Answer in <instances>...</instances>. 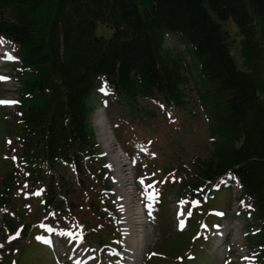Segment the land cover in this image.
Listing matches in <instances>:
<instances>
[{
  "label": "trees",
  "instance_id": "trees-1",
  "mask_svg": "<svg viewBox=\"0 0 264 264\" xmlns=\"http://www.w3.org/2000/svg\"><path fill=\"white\" fill-rule=\"evenodd\" d=\"M149 1L141 13L139 0H0V36L16 47L12 73L21 84L19 103L5 119L4 225L29 230L16 199L23 189H42V213H52L60 231H74L77 206L65 204L75 192L72 180L83 197L109 189L90 121L97 86L145 116L150 112L141 100L185 110L196 95L208 114L213 149L181 170L182 189L196 196L222 174L236 178L262 226L251 243L260 247L256 264H264V0ZM208 8L220 20L234 19L247 70L237 67L229 48L234 39ZM97 22L112 29L109 37L96 34ZM170 33L188 45L195 87L185 53L166 43ZM62 168L75 177L66 178ZM84 204L96 210L94 202Z\"/></svg>",
  "mask_w": 264,
  "mask_h": 264
},
{
  "label": "rangeland",
  "instance_id": "rangeland-1",
  "mask_svg": "<svg viewBox=\"0 0 264 264\" xmlns=\"http://www.w3.org/2000/svg\"><path fill=\"white\" fill-rule=\"evenodd\" d=\"M138 3L141 13H143L144 9L150 7L149 0H139ZM208 11L211 13L212 17L221 24V27L228 31L229 36L235 39V41L229 45L230 53L237 67L241 70H247V66L245 65L244 58L242 57L240 51V40L242 39V35L240 34L239 28L236 25L234 19L230 17L226 20H220L216 16V14L212 12V10L208 8ZM111 32L112 30L107 25L98 23L96 26V33L98 35L103 34L108 37L110 36ZM177 44L179 48H183V44ZM3 70L8 72L10 71V67L8 65H5L3 67ZM189 76L191 80V86H197L199 78L195 71V67L192 65H190ZM13 87L15 88V86L11 85L10 82H6L2 85L0 84V97H16V91H14V89H11ZM89 103L93 106H95L96 103L98 104L92 115V126L95 131V137L96 139H98L96 135V125L93 118L95 112L100 109L103 110V108L100 107L101 104H99L97 96L93 93L89 98ZM150 106L155 110L156 117L152 122H148L145 119L146 125L139 124V122L137 121L139 117H143V114L141 112L137 115V110L135 108L129 109V114H122L120 116V108L113 104L112 107L110 105L107 107L108 110H106L105 113L110 129L112 127L114 134L117 136H114L115 139L128 154V156L130 157L129 160L131 161L130 164L126 165L128 169L124 171L127 172L124 177H127V182H129L126 187H129L131 193L135 194V198H133L131 205H133V208H137V211L139 212V216L137 215L138 220L134 223L135 232H133V234H139L136 230L139 229L140 223L144 222L143 229L147 234L143 237L145 257L150 255V250L154 251L155 253V255H151V257H148L146 261L152 259L155 261V263L160 262L164 264L176 259V255L167 254V251L171 248L174 250L173 247L175 246V244L180 245V243L186 240L187 235H193L198 227L195 229L192 228V226L193 224H195V220L197 218H201L202 216L198 213L197 208L190 211V207H186L185 201H181L182 207L180 209H177L179 203L176 202L175 199L176 194L179 193L178 180L180 181L181 179L182 165L184 164L185 167H189L190 162L194 157H203L207 155L213 149V143L211 142L209 120L207 121L205 106L199 102L196 95L191 99L186 110L181 109L174 111L170 107H167V112L166 109L162 108L161 106ZM9 109H11V107L0 108V172L1 168H4L2 163L5 164L8 161L9 154L6 150L8 136L6 132V120L3 117L4 114L2 116V113L5 110ZM98 144L100 146L99 149L102 155L105 150L100 141L98 142ZM102 157L103 158L101 159V162L105 163L108 169V179L111 183V191L109 193H106L107 196L104 194V198L98 197L96 193L95 195L91 194L92 200H94L96 209L98 210L97 217L99 218V225L94 224L95 220L93 214L87 213L86 209H83L81 211V208H79L83 204L85 197H83L81 191L83 187L79 186L78 182L75 180L76 177L73 176L68 171V169L65 170V168H62L61 171L64 173L66 178H70L71 176L75 177V179L72 180V184L68 185L69 189H74L75 192L67 196L68 199L66 200V203H69L72 199L73 202L77 206H79V209L74 211L72 214L75 219L80 220L81 222V226L79 228L80 235L82 237L86 235V237L83 239L85 241L83 245H88L87 249L90 248V251L95 253L96 261L100 260L101 264L107 261H111L113 264H116L117 259L116 257H114L115 252L110 248H98L97 245L98 243L116 245L117 232L119 231L121 234V248H124L122 247L123 234L120 213V209L122 208L119 207V204L117 202L120 188H118L117 186L119 185V177L117 175V172L114 171V167L112 168V165L109 163V155L106 154ZM132 158L135 159L134 164L132 162ZM140 168H144L145 172L151 177H159L169 170L175 171L174 175L170 173L166 177V179L168 178V180L163 186L164 191L161 195V201L159 205L156 203V205L158 206H155L153 214L151 216H148L147 218L144 217V214L142 212L143 210L140 198L141 191L139 183L140 180L143 181V179L139 175ZM172 176H174L176 179H174ZM92 187L94 188L96 187V185H93ZM150 192L153 194L156 202L158 195L157 192H152L151 188ZM231 194L232 192L229 191L228 188L219 186V188L211 190L208 194H205L199 201V207L202 210L207 211L211 208H218L223 212L227 210L226 218L224 221L230 222L233 225L231 230H229L228 232V236H230V240L228 241V249L230 251L226 253L225 251L214 250V248L216 249V246L214 247L212 240L216 238V232L212 228L208 233L204 235L205 240L208 241V245L202 237L199 238L197 243H200V246L197 248L195 259L193 256L192 259L194 260L190 259L191 263H189V259L183 258V262L181 264H248L247 255L253 253L249 249L250 246L248 245V247L246 245V239H243L245 241L244 247L241 243L236 242L238 240L237 233H239V231L237 232V229H239V226L241 227L242 225L240 233L243 237V226H247V221L242 217H238L240 224L238 226L236 225V214L234 213L235 205L231 200ZM16 200V204L21 214L25 216L27 214L25 210H27L28 216L26 217V220L37 222V219L42 216V207L40 205L39 196L34 195V198L32 197V199L29 200L30 203L25 201L23 195H21L20 199L18 198ZM177 201L180 202L179 199H177ZM248 202L249 200L246 199L247 206L240 205L239 207L241 213L244 215L248 213L253 214V212L248 209ZM180 206L181 205H179V207ZM131 208L132 207L129 206V209ZM181 212L182 217L191 214V218L188 224L183 229L179 230V228H177L175 225V221L177 220L176 215ZM113 214L117 216L116 223L114 222L115 225L111 224V221L114 220ZM205 217L207 218L208 216ZM144 220L146 221V223ZM207 221L211 222L209 218H207ZM216 221L217 220L213 218V222ZM82 224H84V226ZM116 226H118V230ZM34 227L35 226L33 225L32 232H30V234L28 233V235H30L28 239H20L16 244V248H19V250L20 248L25 246V249L23 248L25 251L22 253V256L19 257V255L21 254V252L19 251H13V254L11 256H13V258H18L19 264H55V254L47 249L45 250L40 246V244L36 245L37 243L32 242L34 243V245H31L27 248L34 234ZM250 236L253 239V235L250 234ZM251 238L249 239V241L251 240ZM0 240L2 239L0 238ZM56 240L58 241V239ZM77 240L78 238H76L74 241H67L68 244H71L70 248H66L64 244L65 242H63L62 245L63 247H65L63 251L59 249L57 245L56 248L59 249L58 254H61V256H57V259L65 263V261L68 260V258L76 249ZM232 240L235 243L233 245L231 244ZM12 247L14 248L15 246ZM108 247L113 248L112 245ZM93 248L97 249V252L94 251ZM121 248L118 249V251L122 253ZM185 250L179 252L178 254L183 256ZM164 252H166L167 258L162 255V253ZM64 253L65 256H63ZM47 256H49V258H47ZM175 262L176 264H179L177 263V259Z\"/></svg>",
  "mask_w": 264,
  "mask_h": 264
},
{
  "label": "bare ground",
  "instance_id": "bare-ground-1",
  "mask_svg": "<svg viewBox=\"0 0 264 264\" xmlns=\"http://www.w3.org/2000/svg\"><path fill=\"white\" fill-rule=\"evenodd\" d=\"M94 123L96 125V135L99 141L102 142L104 150L109 154L111 161L114 164V170L117 172V175L119 177V182L117 185L119 188V195L123 197V204L125 207L123 208V214H124V221H123V245H124V253H122V260L120 261V264H141V257L143 256V246H141L143 237L147 234L144 232L143 226L144 222L140 223V227L138 230H136L138 234L137 240H133L136 235L133 234L134 229V223L138 220L137 215L138 211L137 208H133L131 205L133 201V194L131 193V190L129 187H126L127 184H129L128 178L124 177L127 172H124L128 161L124 160L122 156L119 154V152L116 150L115 146V139L113 138L111 132L109 131V127L107 124V118L103 112V110H98L94 114ZM128 189V190H127ZM129 206L132 207L129 209ZM139 216V215H138ZM229 224L225 223L222 229L220 230L219 235H225L226 232L229 230ZM85 246L80 244L77 247V250L74 254V259L72 264H89L93 261V257L90 258L86 254ZM86 260V262L84 261ZM80 261V262H79Z\"/></svg>",
  "mask_w": 264,
  "mask_h": 264
},
{
  "label": "snow or ice",
  "instance_id": "snow-or-ice-1",
  "mask_svg": "<svg viewBox=\"0 0 264 264\" xmlns=\"http://www.w3.org/2000/svg\"><path fill=\"white\" fill-rule=\"evenodd\" d=\"M0 79H4V77H0ZM0 103H13V101H0Z\"/></svg>",
  "mask_w": 264,
  "mask_h": 264
}]
</instances>
